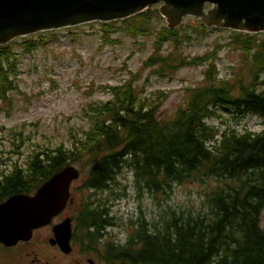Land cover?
I'll list each match as a JSON object with an SVG mask.
<instances>
[{
  "label": "trees",
  "instance_id": "1",
  "mask_svg": "<svg viewBox=\"0 0 264 264\" xmlns=\"http://www.w3.org/2000/svg\"><path fill=\"white\" fill-rule=\"evenodd\" d=\"M155 16H160L158 10L148 7L125 19L99 22L102 39L109 41L110 33L119 28L148 33ZM193 29L202 33L207 27L198 23ZM50 34L22 37L20 45L31 51L55 37L52 30ZM178 34L179 28L159 30L156 51L143 64L152 68V74L170 77L180 66L207 61L203 82L187 89L185 103L172 116L160 115L159 95L141 96L131 74L122 83L103 85L110 97L86 107L88 127L80 135L72 134L69 146L35 145L25 167L14 166L7 178L17 181L18 191L35 192L65 166L78 164L80 171L87 166L79 189L91 191L93 197L82 200L80 208L90 242L103 241L104 230L115 225L110 205L95 194L112 191L124 169L131 171L138 190L154 194H165L173 183L212 179L207 210L195 215L172 211L160 226L152 227L140 214L129 219L131 231L125 242L104 243L105 256L129 264H264V125L259 131H241L231 126L219 129L210 122L221 110L264 119V31L231 34L228 45L242 56L243 72L235 71V79L218 75L215 51L188 59L180 52ZM164 41H171L173 49L161 54ZM18 59L10 43L0 45V93L16 87ZM16 133L14 138L21 141V132Z\"/></svg>",
  "mask_w": 264,
  "mask_h": 264
},
{
  "label": "rangeland",
  "instance_id": "2",
  "mask_svg": "<svg viewBox=\"0 0 264 264\" xmlns=\"http://www.w3.org/2000/svg\"><path fill=\"white\" fill-rule=\"evenodd\" d=\"M160 6L161 2H157L149 7L158 10ZM208 8L209 4L206 5ZM198 23L200 21L196 17L185 15L181 26L176 27L182 38L180 52L191 59L215 51L213 61L218 75L226 78L234 75L235 79L237 73L243 72L241 52L228 45L231 34L236 30L202 23L207 29L199 33L193 29ZM164 26L170 29L165 17L160 14L148 23V33L132 34L119 28L110 33L109 41H106L102 39L104 34L99 21H93L52 29L53 39L28 52L20 45L22 37L37 34L51 36V30L11 40L9 43L14 52L19 54V63L17 76L13 77L16 87L0 93V169L4 166L25 167V160L35 145L52 147L63 143L69 146L71 135H80L88 127L86 107L91 102L110 97L103 85L122 83L131 74H135L133 83L141 91V96L152 98L159 95L160 115L172 116L176 108L185 103L187 89L203 82L207 61L180 66L170 77L152 74V68L143 64L156 51L157 33ZM170 49H173L172 42L164 41L159 53ZM210 122L219 129L231 126L241 131H259L264 125L261 117L250 114L236 117L225 110H221L220 116ZM19 131L21 141L13 136ZM74 165L79 176L70 186V199L74 201L70 212L80 210L78 202L93 199L91 191L79 189L87 166L80 171V166ZM214 184L212 179L173 183L165 194H154L145 189L138 190L131 171L124 169L117 177V183L112 185V191L95 194V198L110 205L109 216L115 222L114 226L104 230L103 241H97V248L105 250L104 243L110 240L125 242L131 231L129 219L136 220L140 214L152 227L153 224L160 226L172 211L195 215L207 210L206 197ZM261 221L264 222V211Z\"/></svg>",
  "mask_w": 264,
  "mask_h": 264
},
{
  "label": "water",
  "instance_id": "3",
  "mask_svg": "<svg viewBox=\"0 0 264 264\" xmlns=\"http://www.w3.org/2000/svg\"><path fill=\"white\" fill-rule=\"evenodd\" d=\"M157 2H161L158 12L170 29L181 26L183 17L189 15L208 26L264 31V0H0V45L40 31L124 19ZM78 176V169L67 165L42 183L34 195L11 197L0 205V227L11 211L19 226L32 228L49 222L71 201L70 184ZM54 232L61 244H67L68 219L56 225Z\"/></svg>",
  "mask_w": 264,
  "mask_h": 264
},
{
  "label": "flooded vegetation",
  "instance_id": "4",
  "mask_svg": "<svg viewBox=\"0 0 264 264\" xmlns=\"http://www.w3.org/2000/svg\"><path fill=\"white\" fill-rule=\"evenodd\" d=\"M14 168L4 166L0 169V205L18 194L32 196L37 190L18 191L17 181L7 178ZM22 182L33 184L32 180L23 179ZM73 203L68 200L65 208L49 222L32 228L19 226L18 219L8 214L2 224L4 226L0 227V264H129L106 257L104 250L97 248L98 240H88V235H85L87 219L82 216L81 210L70 212ZM66 219L70 235L68 243L61 244L55 236L54 227Z\"/></svg>",
  "mask_w": 264,
  "mask_h": 264
},
{
  "label": "bare ground",
  "instance_id": "5",
  "mask_svg": "<svg viewBox=\"0 0 264 264\" xmlns=\"http://www.w3.org/2000/svg\"><path fill=\"white\" fill-rule=\"evenodd\" d=\"M22 211H24V213L26 212V210H24V209H22ZM8 213H9V211H8ZM11 213H12V215L10 214L11 216H14L15 215V214L13 215V212L12 211H11Z\"/></svg>",
  "mask_w": 264,
  "mask_h": 264
}]
</instances>
